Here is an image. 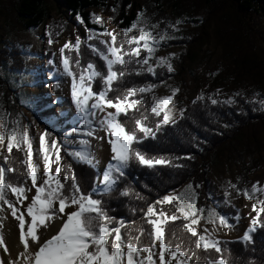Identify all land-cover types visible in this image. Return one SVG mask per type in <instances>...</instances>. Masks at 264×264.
I'll use <instances>...</instances> for the list:
<instances>
[{"label": "rangeland", "instance_id": "obj_1", "mask_svg": "<svg viewBox=\"0 0 264 264\" xmlns=\"http://www.w3.org/2000/svg\"><path fill=\"white\" fill-rule=\"evenodd\" d=\"M11 1L0 0V47L4 48V44L10 45L15 49L20 60H18V70L11 67V58L0 64V114H3L9 121L7 131L0 128V134L5 136L4 146L0 147V163L5 160V153L8 152L7 136L15 123L19 122V131H28L32 141L33 161L38 166V175L41 177L38 184L42 182L44 167L42 154L39 151L40 135L45 133L49 146L51 141H57L58 147L72 159L74 158L69 153L80 149L79 141L89 140L91 152L99 161V165L93 167L96 171V181L98 173H102L111 158L108 137L103 130L96 132V136L105 137L103 140L73 133V128L83 129L84 121L77 115L72 103L71 78L63 72L60 49L65 42L75 44L77 37L91 45L88 43L89 35L99 34L105 28L117 32L120 29V21L117 12L112 10L117 0H104L103 6L86 8L90 22H92L91 14L93 13L102 18V26L94 23L96 27H88L80 23L76 18L77 14H69L61 0H50L46 4L47 14L42 22L29 28L21 25V19ZM129 9L134 11L132 22L136 19L137 13L143 11L149 18L150 24H159V27L154 30V35L166 31L176 38H186L183 42L167 45H164L166 41L161 42L155 56L151 59L150 62L155 65L156 58L175 54L171 60L175 70L168 73L166 67H163L167 75L151 90V105L154 97L162 98L171 95L173 88L179 89L172 104L169 105L172 108L173 119L180 114V110L186 104L200 94L204 97L211 96L227 100L231 98L234 91L242 90L250 99L256 100L261 105L264 103L263 3H258L254 9L246 11L234 8L233 0H128L122 6V10L127 12ZM110 17L112 19H109ZM177 19L185 21L178 26L180 29L178 32L168 27L169 24H175ZM57 25L61 26V29L56 33L55 39H51ZM49 39L53 41L52 44H49ZM100 39L109 38L104 36L97 40ZM5 93L8 96L9 105L4 99ZM15 96L17 101L14 100ZM173 104L174 107H172ZM162 117L163 114H161V120ZM0 123L4 121L0 120ZM262 125L261 121L253 120L236 133L235 146L225 140L209 151L206 173L216 184L217 193L222 195V202L231 205L235 213L229 219L226 214L217 211L216 201L204 195L203 205L197 207L205 211L201 214L199 224L194 226L199 234H211V237L218 241L241 238L249 227L250 219L256 215L252 210V205L264 199V192H257L254 198L249 200L243 195L244 188L237 187L240 190L238 195L237 190L231 188L230 184L237 186L239 183V160L249 161L247 145L251 152L250 156L258 160L257 167L246 174L245 184L250 188L247 190L251 191L252 185L257 181H259L257 187L264 189V130ZM19 150L23 155L22 162L27 176V146L21 144ZM55 155V150H53L50 160H55ZM56 166L55 163L51 164L52 172L55 171ZM26 176L21 184L31 188V181ZM189 184L185 180L180 185L161 193L155 201L165 195L178 196ZM226 191L229 193L227 197L225 196ZM34 194L35 189L31 188V191L27 193L29 199L25 201V207L30 203L31 196ZM6 198L16 203V197L10 189H6ZM179 203L174 200L171 203L173 209L163 211L167 215L178 216L184 224L189 223L190 221H185L181 213L177 211ZM16 206L21 207L19 204ZM0 207L4 209L0 212V216L3 217L0 221L3 228L0 231L4 239L6 225L11 227V232L19 238L18 221L12 217L7 205L0 202ZM257 207H259L258 203ZM208 210L224 215L234 227L221 226L218 217L215 219V224L209 222ZM237 214L240 216L239 221L234 219ZM205 229L208 230L207 233ZM43 234L46 235L47 231ZM165 256L167 260L168 254L166 253ZM154 260L156 264H159L158 241ZM171 264H176V260L173 259Z\"/></svg>", "mask_w": 264, "mask_h": 264}, {"label": "snow or ice", "instance_id": "obj_2", "mask_svg": "<svg viewBox=\"0 0 264 264\" xmlns=\"http://www.w3.org/2000/svg\"><path fill=\"white\" fill-rule=\"evenodd\" d=\"M112 10L115 11V8ZM91 15L92 22L102 26V18L95 13ZM76 18L80 23H84L79 14ZM109 19H112V17ZM184 22V20L177 19L175 24H169L168 27L178 32L180 30L178 26ZM158 27L159 24H150L149 18L143 11H140L132 24L121 30L124 33L123 39H119V34L115 30L109 31L106 28L99 34H90L89 40L104 36L109 38L99 40V43L104 45L105 50L99 49L96 45H90L91 50L97 53L105 62L106 75L91 62L77 75L72 70L70 57L65 55V50H75L77 56H79L81 40L77 37L75 44L71 42L63 44L60 49L62 69L64 74L71 78V100L77 115L84 121L83 129L73 128L72 131L76 135L103 140L105 137L96 136L98 130H103L108 137L107 142L110 145L111 158L102 173H98L92 188L85 192L81 188L74 170L69 166L65 171L59 164L61 157L58 142L53 140L49 146L46 133L41 134L39 151L42 154L44 167L42 183L38 184L41 177L38 175V166L33 161L32 141L28 131H19V122H16L7 136V150L11 153L14 147L20 149L21 144L27 146L26 178L31 181V188L35 189V194L31 196L30 203L25 207V201L29 199L27 193L31 191V188L23 184L7 183L6 172H14L15 169L0 167V202L7 205L12 217L18 221L19 243L23 248V251L19 252L15 259L5 260L0 258V264H156L154 255L157 241L159 242V264H171L173 259L176 260V264H189V261H192V264H201L200 258L194 249L184 248L181 243L172 247L170 242L165 239L164 225L168 221H176L179 217L167 215L163 210L158 211L155 205L171 204L174 200L180 202L177 211L181 213L183 219L190 221L185 223L183 227L192 237L197 238L195 249H201L202 247L204 251L214 250L216 253L221 254L216 259L205 257L203 264H230V261L222 255L223 252L230 250L222 248L221 242L213 239L211 234H199L196 227H194L199 224L202 218L201 214L204 213L205 209L196 206L197 194L191 184L187 185L180 195H165L155 201V204L147 206L144 217L151 226L152 243L149 246L141 245V236L144 233L142 227L136 229L139 235H132L131 230L125 231L126 222L122 219L116 220L115 217L110 216L104 207L103 200L97 198L100 194H108L114 190L118 178L125 174L124 170L133 160L149 168L166 164L175 167L183 166L179 164L171 165V162L164 158H149L142 150L135 147L142 143L144 139H155L156 132L160 131L162 126L175 123L172 117V108L169 105L172 104L173 98L177 95L179 89L173 88L171 95L162 98L154 97L151 112L157 117L163 114L162 120L157 122L155 130L143 122L148 119L143 114L142 118L135 119V127L131 130H127L125 124L119 120L122 114L126 116L130 110L136 109L142 102L138 99L130 100V97H134L137 91L139 93L150 92L155 85L132 87L126 89V94L123 96L115 98L109 96V92L113 91L114 81L125 75L123 71H115V65L132 63L140 65V68L136 69L137 75L142 74L144 71L156 75V67H166L168 73L174 72L175 69L171 60L175 54L156 58L155 65L150 62L161 42L176 38L166 31L154 35V30ZM134 30H138L140 34L129 36V33ZM52 43L53 41L49 39V44ZM125 44L128 45L127 49L124 47ZM141 47L148 55L141 57ZM133 56L137 58L135 61L131 59ZM125 57H129V59L126 60ZM75 64L79 67L80 60L76 59ZM96 79H99L103 85L99 91H95L93 88ZM235 95L239 96L240 93ZM204 98V95L200 94L197 96L196 101ZM208 99L213 105L235 102L232 98L220 101L209 96ZM196 101H193V103ZM172 107H174V104ZM262 107H264V103H262ZM110 109L114 111H109ZM184 111V109L180 110L181 119L184 118ZM0 120L4 121V123H0V128L7 131L8 119L0 114ZM4 140L5 136L0 134V147L4 146ZM79 144L80 149L71 151L69 154L79 163L97 167L99 161L95 159L94 154L91 152L89 140L81 139ZM53 150L56 153L55 160H50ZM52 163L57 165L54 172L51 171ZM62 171L65 174L61 178ZM69 172H71V175L68 174ZM258 184L259 181L253 184L251 191L243 190L244 197L252 200L257 192H264V189L257 187ZM230 186L237 190L238 195L240 194L236 184H230ZM195 187L198 188L199 185ZM6 189H10L16 197L15 204L6 198ZM128 194L129 190L127 189L121 191V195L126 196ZM228 195L229 193L226 191L225 196ZM185 201H187L186 204ZM257 203L260 205L259 208ZM257 203L252 205V210L256 215L250 219L249 227L240 238L245 242L252 241L251 234L257 230L258 226L264 227V217H262L264 200ZM16 204L21 207L18 208ZM3 211V207H0V212ZM208 213L209 222L215 224V219L218 217L221 226L234 227L224 215H220L214 210H208ZM234 219L239 221V214ZM2 220L3 217L0 216V221ZM57 221H59L58 230L45 238L41 229L52 231L56 228ZM2 228L3 224L0 223V229ZM204 231L205 233L208 232L207 229ZM0 249H3L5 254L9 252L2 231H0ZM145 253L147 255H143ZM166 253L168 254L167 260ZM193 257L196 259L193 260Z\"/></svg>", "mask_w": 264, "mask_h": 264}, {"label": "trees", "instance_id": "obj_3", "mask_svg": "<svg viewBox=\"0 0 264 264\" xmlns=\"http://www.w3.org/2000/svg\"><path fill=\"white\" fill-rule=\"evenodd\" d=\"M50 0H12L14 10L21 19V25L29 28L38 25L42 22L47 14L46 4ZM234 8L241 10H251L260 3L264 4V0H233ZM69 14H79L84 20V24L88 27H96V25L88 20L86 8L89 6H103L104 0H61ZM128 0H117L115 3V11L119 17L120 29L116 32L119 34V39L124 38V33L121 31L131 25L134 18L133 9L127 12L122 10V6ZM177 8V6H176ZM244 12V11H243ZM166 15L164 14V17ZM61 29V26H56L55 33L51 35V39H55L56 33ZM138 35V30L129 33V36ZM186 38H175L166 40L167 44L179 43L185 41ZM91 45H96L103 50L104 46L97 39L88 40ZM4 48L0 47V64L11 58V67L19 69L18 60L15 49L10 45L4 44ZM125 49L128 45H124ZM79 56L75 50H65V55L70 57L72 70L79 75V72L85 68L89 62L93 63L96 68L105 75L107 69L104 61L97 53H94L90 45L81 41ZM147 52L141 47V57L146 56ZM76 59L80 60V66L75 64ZM129 59V57H125ZM135 61L136 57H131ZM140 65L135 63L125 65H115L114 70L117 72L123 71L125 75L114 81L113 91L109 92V96L115 98L126 94V89L141 86L155 85L162 80L167 74L165 69L156 67V75L147 73L137 75L136 69ZM130 73V74H129ZM103 87L101 81L96 79L93 84L95 91H99ZM6 92V91H5ZM7 93V92H6ZM4 94V99L8 102L7 94ZM147 93H137L129 99L142 100L141 104L136 109L130 110L128 114L121 115L119 120L125 124L127 130L135 127V119L142 118V114L148 119L143 121L149 127L155 130L156 124L161 120V116L157 117L151 112V95ZM236 93H240L236 96ZM235 100L232 104L218 103L211 104L208 97L203 100L193 101L186 104L184 109V118L181 119L180 114L173 119L175 123H169L162 126L161 130L156 132L155 139H144L142 143L135 147L142 150L149 158H164L171 162V165H183L175 167L169 165H155L152 168L142 166L135 160L124 170L125 174L118 178V183L113 191L108 194H100L97 198H101L104 202V207L108 214L115 217L116 220H124L126 222L125 231L131 230L132 235H139L136 229L143 228L144 233L141 236V245L149 246L151 240V226L147 223L144 213L147 206L155 204V199L164 191L174 188L185 180H187L195 188L197 194L196 206L203 205L202 197L211 198L217 203V211L224 213L228 218H232L235 213L231 205L222 202V195L217 193L216 184L208 177V153L212 148L217 147L223 141L227 140L232 146H235L236 133L245 125L253 120L261 121L264 130V107L256 100L250 99L242 90H236L231 95ZM220 101H225L216 98ZM14 100L17 101L16 96ZM142 135V134H139ZM246 151L249 155V161L239 160L240 173L238 176V188L250 189L246 186V174L257 167V158L251 157V152L246 145ZM59 155L61 160L59 164L66 171L69 166L74 170L75 176L80 183L81 188L87 192L94 182L96 171L93 167L79 163L72 159L66 152L60 149ZM188 157H191L190 159ZM5 158L0 167L7 169L12 167L14 172H6V182L12 184H21L26 176L24 165L22 162V152L18 148H13L12 152H6ZM65 174L61 172V178ZM71 175V172L68 173ZM42 183V182H41ZM199 185L198 188L195 186ZM129 190L128 195H121L122 190ZM264 200V199H262ZM157 210H172V204L155 205ZM260 207V205H259ZM258 207V208H259ZM264 217V213H262ZM135 222V223H133ZM184 221L179 218L176 221H168L165 227V239L170 242L172 247L181 243L184 248L194 249L203 264L205 257L212 259L218 258L219 255L214 250L204 251L203 248L195 249V237H192L184 227ZM252 241L245 242L240 238H230L221 240V247L230 251L223 252V256L230 261V264H264V227H257V230L251 234ZM196 258L193 257V260ZM192 264V261H189Z\"/></svg>", "mask_w": 264, "mask_h": 264}, {"label": "bare ground", "instance_id": "obj_4", "mask_svg": "<svg viewBox=\"0 0 264 264\" xmlns=\"http://www.w3.org/2000/svg\"><path fill=\"white\" fill-rule=\"evenodd\" d=\"M59 222H56V228H54L52 231H47L44 229H41V232L47 231V234L45 235V238L50 236L51 234H54L55 230H58ZM4 235H5V243L9 248V252L7 254L3 253V249H0V258L3 259H15L19 252L23 251L22 245L19 243V238L16 236L13 232H11V227L5 226L4 228Z\"/></svg>", "mask_w": 264, "mask_h": 264}, {"label": "crops", "instance_id": "obj_5", "mask_svg": "<svg viewBox=\"0 0 264 264\" xmlns=\"http://www.w3.org/2000/svg\"><path fill=\"white\" fill-rule=\"evenodd\" d=\"M94 182H95V177H94ZM94 182H93V184H94Z\"/></svg>", "mask_w": 264, "mask_h": 264}]
</instances>
